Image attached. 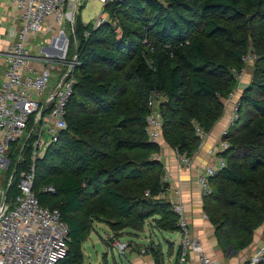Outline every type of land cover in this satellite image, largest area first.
Returning <instances> with one entry per match:
<instances>
[{
  "label": "trees",
  "instance_id": "1",
  "mask_svg": "<svg viewBox=\"0 0 264 264\" xmlns=\"http://www.w3.org/2000/svg\"><path fill=\"white\" fill-rule=\"evenodd\" d=\"M247 11L256 16L251 22ZM102 14L116 26L75 18L77 63L67 129L35 162V181L54 188L38 192V199L57 209L68 228V250L58 264H82L81 244L92 216H105L115 233L140 232L153 217L158 232L178 231L177 215L157 198L166 187L161 162L153 157L160 146L144 131L149 102L161 99L162 137L189 158L201 143L195 128L208 133L222 116L236 87L232 71L244 68L250 42L255 67L224 137L228 148L218 153L226 167L209 179L210 194L203 198L222 251L247 248L264 224V0H112ZM58 144L76 166L50 178L44 162L55 160L51 151ZM29 154L25 147L15 164L7 201L18 193ZM147 249L160 264V246Z\"/></svg>",
  "mask_w": 264,
  "mask_h": 264
},
{
  "label": "built area",
  "instance_id": "2",
  "mask_svg": "<svg viewBox=\"0 0 264 264\" xmlns=\"http://www.w3.org/2000/svg\"><path fill=\"white\" fill-rule=\"evenodd\" d=\"M96 1L105 5L112 0ZM80 2L81 0H14L19 10L20 28L3 58L5 80L0 84V173L9 166L7 153L22 137L24 142L16 164L21 158L23 160L25 147L29 148L30 162L19 174L18 193L12 198L11 204L6 199V191L12 179L5 186V191L0 187V198L3 197L0 200V264H58L68 250V228L60 212L42 205L38 192L34 189L35 162L43 158L47 148L67 129L68 104L73 95L74 67L77 62L76 59L69 62L66 58L69 40L61 27L66 23L74 27ZM49 17L53 18L60 29L48 46L41 49L45 51L33 55L29 48L30 38L41 32ZM242 62L243 65L252 63V55L243 56ZM232 74L236 87L226 101L234 100L237 93H241L243 85V69L240 73L232 71ZM236 105L229 121L230 127L236 118ZM149 106L151 110L145 119V135L151 144L160 145L162 116L158 110L152 109V100ZM228 130L222 133L220 152L228 148V141L224 139ZM195 134L201 141L207 135L198 127L195 128ZM156 156L159 159V155ZM181 160L187 162L186 157ZM225 167V159L217 155L215 166L207 167L198 177L203 197L210 194L209 179ZM168 180V174L162 168L160 182L166 188L157 194V198L168 192ZM40 191L53 192L54 188L45 186ZM172 193L179 198L178 189ZM170 208L177 215V232L180 235L173 264H187L191 254L195 256L193 264H216L205 254L200 242L190 237L180 201L170 204ZM107 241L121 255L128 249L126 242L114 239ZM147 247L150 245L140 248L139 253L147 254ZM263 259L264 243L242 264H260Z\"/></svg>",
  "mask_w": 264,
  "mask_h": 264
},
{
  "label": "crops",
  "instance_id": "3",
  "mask_svg": "<svg viewBox=\"0 0 264 264\" xmlns=\"http://www.w3.org/2000/svg\"><path fill=\"white\" fill-rule=\"evenodd\" d=\"M19 28V10L14 0H0V84L5 80L4 55L7 47L15 39ZM58 29L53 18L49 17L45 20L41 33L32 38L35 40L41 38V36L43 38L48 35L47 41L50 42L57 35ZM42 48L37 50L36 47V52H33L31 49L34 48L31 44L30 52L35 55L40 51H45L41 50ZM243 72V81L247 85L251 80L252 72L251 69L245 68ZM239 96L240 93H237L234 100L224 102L225 107L222 116L201 141L196 152L189 158L186 157V163L181 160L185 156L180 157L177 155L176 151L165 143L164 140H161L159 145L161 149L159 160L169 178L168 192L161 199L169 204L180 201L183 206L190 237L200 242L205 254L216 264H242L264 243L263 224L254 231L253 240L247 248L241 251H232L231 249L230 252L227 249L226 252H223L218 246L215 228L204 213V197L202 196L201 187L198 182V177L204 173L205 169L213 167L216 164V157L220 153L222 133L230 128L229 121ZM175 189L179 190L178 199L172 193ZM163 233H166V236L162 235V239L166 244L167 253L164 252V247L160 241L156 242L154 240L156 243L150 244V247L154 249L160 246V264H173L180 243V235L178 232H158L157 234ZM172 235L176 236V240L171 238ZM126 251H129V248ZM130 260L133 264H155L154 257L149 252L145 255H141L139 252L138 255L131 254ZM194 260L195 256L191 254L187 264H193Z\"/></svg>",
  "mask_w": 264,
  "mask_h": 264
},
{
  "label": "rangeland",
  "instance_id": "4",
  "mask_svg": "<svg viewBox=\"0 0 264 264\" xmlns=\"http://www.w3.org/2000/svg\"><path fill=\"white\" fill-rule=\"evenodd\" d=\"M80 3H81V6L80 8L77 9L76 17L80 16L84 24L92 23V24L97 25V23L105 22V23H111L113 27L116 26V23L109 20L110 18L107 14H102L103 5L100 4L98 1L81 0ZM245 16L248 22H251L252 19L256 18L253 11H247L245 13ZM74 28H75V24L73 27L70 23H66L64 24V26L61 27V29L64 30L66 37L69 41L73 39V35H74L73 29ZM47 37L48 35H46L43 38L41 36V38H38L35 40H33V38L31 37L29 48L31 49V44L34 48V49H31V51L36 52V47H37V50H39V48L41 47H47L49 44L48 43L49 41H47ZM73 40H74V45L71 47L69 46L68 52L66 55V58L69 60V62L77 58L75 55V51L77 48V44H76L77 40L75 38ZM246 54L252 55L255 60V55L252 50V46L250 42H248L247 44ZM253 67H255V61L254 63L252 62L249 65H244V68L248 70L251 69V72H252ZM74 68L76 69V66ZM242 81H243V77H242ZM245 84L246 83L243 81L241 91L246 86ZM76 101L84 104V100L80 96L76 97ZM152 102H153L152 109L157 110L158 104L161 102V99L152 98ZM100 106L104 108L105 104H100ZM161 140H164L163 137L161 138ZM23 142H24V137H22L15 146H12L11 151L7 153L6 158L9 161V166L5 171H2L0 173V187L4 189V191L6 190L5 186L10 183V178L12 179V183L15 181V177H14L15 169L14 168H15V164H16V161L19 155L20 148L23 145ZM52 150L53 151H51V153L56 152V155H52L54 156L55 160H48L44 162L45 170L47 172L48 177L54 178V177L61 175L62 173L70 172L75 168L76 163H75L74 157L65 152V150L63 149V144H58L56 147H53ZM153 157L156 158L157 156L153 155ZM21 161H22V158L20 159V162ZM147 170H151V168L149 167L147 168ZM43 187H44V184L42 182L37 183V181H35V188H34L35 191L39 192L41 189H43ZM88 191L91 192L92 190L88 189ZM2 198H0V200ZM145 198L149 199V197H145ZM160 199L161 198H159V200ZM11 200L12 199L8 200V203L11 204ZM90 200L91 199L88 198V201ZM152 200L153 199H149L148 201H152ZM155 219H158V218L153 217V218L147 219L144 222L142 231L140 232L124 230V231L115 233L110 229L105 216L103 215L102 216H92L91 221L89 223L90 231L85 235L84 241L81 244L82 264H133L130 260L131 254L138 255L140 248L148 246L152 243H156L158 241H160L161 245L164 247V252L167 253V248L165 247L166 244L164 243L162 239V235L166 236V233L157 234L158 229L155 228L156 225L153 222ZM171 238H173V240H176V236L174 235H172ZM110 239L120 240L121 242H126L128 244L129 251H126L121 255L120 252L116 248H113L110 246V244L107 241ZM154 240H156V242Z\"/></svg>",
  "mask_w": 264,
  "mask_h": 264
},
{
  "label": "water",
  "instance_id": "5",
  "mask_svg": "<svg viewBox=\"0 0 264 264\" xmlns=\"http://www.w3.org/2000/svg\"><path fill=\"white\" fill-rule=\"evenodd\" d=\"M231 251V248H228V252H230Z\"/></svg>",
  "mask_w": 264,
  "mask_h": 264
}]
</instances>
